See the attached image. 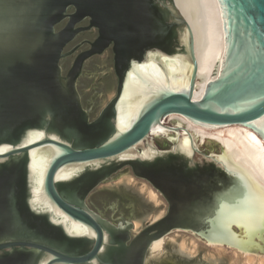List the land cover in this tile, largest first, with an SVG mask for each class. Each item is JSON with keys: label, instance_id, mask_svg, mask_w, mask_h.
I'll return each mask as SVG.
<instances>
[{"label": "water", "instance_id": "water-1", "mask_svg": "<svg viewBox=\"0 0 264 264\" xmlns=\"http://www.w3.org/2000/svg\"><path fill=\"white\" fill-rule=\"evenodd\" d=\"M218 3L224 50L194 89L193 35L179 0H0V264H144L150 242L177 229L264 254L255 250L264 239L262 173L223 144L220 154L203 152L168 123L179 114L209 128L239 124L264 146V0ZM70 5L123 60L93 121L76 82L87 54L65 75L60 65L72 33L54 25ZM155 53L181 58L177 91L153 80ZM125 167L130 182L121 185L143 183L166 203L138 230L84 202Z\"/></svg>", "mask_w": 264, "mask_h": 264}, {"label": "bare ground", "instance_id": "bare-ground-1", "mask_svg": "<svg viewBox=\"0 0 264 264\" xmlns=\"http://www.w3.org/2000/svg\"><path fill=\"white\" fill-rule=\"evenodd\" d=\"M179 2L184 8L187 23L193 35L194 54L197 62L195 89L208 77L213 64L224 50L223 19L218 0H179ZM155 54L158 55V59L150 62V72H156L153 80H157L158 75H161L157 86H169V88L177 91L181 58L179 55L168 57L158 53ZM149 87L152 88L153 86L148 85ZM168 123L175 126H184L198 148L201 142L206 139L218 140L221 145L223 144L226 151L233 152L235 159L241 158L243 162L251 163L253 168H256L264 176V146L245 132L239 124L209 128L190 122L179 114H170ZM180 133L187 136L185 132L181 131ZM127 178L125 180L130 182V178ZM139 187L140 191H144L149 199L155 204L157 203V195L152 189L146 187L143 183ZM160 215L161 212H158L152 218L156 219ZM141 222V220L133 222L132 229L138 230L142 225ZM164 238L161 236L150 242L148 246L149 254L156 255L162 252ZM205 243L208 246L219 248V254L222 251L220 249L226 245L235 247L223 242L206 241ZM177 247L179 252L181 250L188 255H194L196 251L195 248L187 246L185 240L177 243ZM232 264L235 263L232 262Z\"/></svg>", "mask_w": 264, "mask_h": 264}, {"label": "rangeland", "instance_id": "rangeland-1", "mask_svg": "<svg viewBox=\"0 0 264 264\" xmlns=\"http://www.w3.org/2000/svg\"><path fill=\"white\" fill-rule=\"evenodd\" d=\"M81 38L82 35H78L73 43L78 42ZM84 49L85 46L81 47L79 51ZM109 55V53H104V55L92 57L81 64L82 75L78 77L76 82L82 106L90 108V118L95 117L115 94L117 79L113 73ZM73 59V56H71L63 61V71L70 69ZM221 146L218 140L209 138L201 142L199 148L205 153L215 152L218 154L222 151ZM127 173L128 168L125 167L117 176L97 185L85 196L84 202L89 210L112 224H116L122 219L130 220L133 223L138 220V217L144 218L147 216L146 220L141 222V226H144L148 218L158 211L164 210V205L161 204L162 201L160 200L156 203L157 207L151 208L150 204L140 196L141 194L138 195L134 185L128 188L121 185L123 178H130ZM170 237H174L172 238L173 242L185 240L187 246L196 249L192 264L198 262H207L208 264H232V262L235 264H264V254L250 252L251 255L238 254L234 248H226L227 246L220 249L222 251L219 254V248L204 244L202 240L189 232H173L169 234ZM169 244L168 242L165 244V250L170 251L171 246L169 247ZM156 257L160 256L147 254L150 264L161 263L160 260L155 262Z\"/></svg>", "mask_w": 264, "mask_h": 264}, {"label": "flooded vegetation", "instance_id": "flooded-vegetation-1", "mask_svg": "<svg viewBox=\"0 0 264 264\" xmlns=\"http://www.w3.org/2000/svg\"><path fill=\"white\" fill-rule=\"evenodd\" d=\"M64 15L65 16L62 19H60V21L57 22L54 25V29L55 30L67 29V30H69L72 33L70 35L69 39L64 44V47H63V51L64 52H67V51H70V50H72V52L70 54H68L66 57H64V58H62L60 60V65L62 66L63 61L66 58H69V57L73 56L74 59H73L71 65H70V69H71L73 67V65H74V62H75L76 58L79 55H81V54H84V53L87 54V56L83 60V63H84L85 61L91 59L92 57L104 55V53H109L110 54L109 57H110V60L112 62L113 73H114V75L116 76V79H117V73L120 71V69L122 67L123 60H122V57L116 56L115 51H114V49H115L114 43L112 41H109L107 38H104L102 36L100 30L97 27L93 26V24L91 23L90 17L86 16L84 18H79L77 16V12L73 8V6L70 5V6L66 7V9L64 11ZM78 35H82V38L78 42L73 43ZM83 46H85V49L79 51L80 48L83 47ZM69 70L63 71V74L64 75L67 74ZM80 75H82V73ZM80 75H78V77ZM78 77H77V79H78ZM77 79H76V81H77ZM77 89H78V87H77ZM78 92H79V90H78ZM86 109H89V111H90V108H86ZM99 113L95 117L90 118V112H89L88 115H89L90 121L95 120L98 117ZM163 139L165 140V138H163ZM134 188L137 191L138 195L141 194L140 196H142L143 199L150 204L151 208L152 207L155 208V207L158 206L151 199H149L147 197V194L144 191H140V187H138V189H137V187H134ZM154 192L157 195V201L159 202L161 200L162 201L161 204L164 205V210L163 211H158V212H161V214H163L165 212V209H166V203H165V201L163 200V198L161 197L160 194H158L156 191H154ZM94 214H96V213H94ZM155 214H153L152 216H154ZM152 216L150 218H148L147 222H149L151 220H155V219L152 218ZM146 217L147 216H145L144 218H139L138 217V220H141V221L143 220L144 221V220H146ZM139 228H142V226H140ZM173 232L174 233H176V232H189L191 235H193L196 238L202 240L204 242V244H206L205 240L201 239L200 237H198L196 234H194L191 231L178 230V229L177 230H173L172 232L168 233L167 235H163L162 236V237H165L164 238V240H165L164 246H165V244L167 242L170 243L169 244V247L171 246L170 251L169 250H165V247H164L161 253L156 254V255H158L160 257H156L155 262H158L160 260L161 263H159V264H192L193 259H194V255H188L186 252H183L181 250L179 252V250H177L178 249L177 243L179 241L173 242L172 238H174V237H170L169 238V234H171ZM260 245H261L262 248H258V247L255 246V248H256L255 250L258 253H264V239L262 240L260 238ZM226 248H230V247L227 246ZM232 248H234L238 254H240V253L241 254L242 253L243 254L244 253L250 254L249 252H243V251H241V250H239V249H237L235 247H232ZM144 264H150L149 260L147 259V257H146V261H145Z\"/></svg>", "mask_w": 264, "mask_h": 264}, {"label": "snow or ice", "instance_id": "snow-or-ice-1", "mask_svg": "<svg viewBox=\"0 0 264 264\" xmlns=\"http://www.w3.org/2000/svg\"><path fill=\"white\" fill-rule=\"evenodd\" d=\"M245 195L249 202H254L256 199V193L251 191H246ZM261 195H264V192H261Z\"/></svg>", "mask_w": 264, "mask_h": 264}]
</instances>
